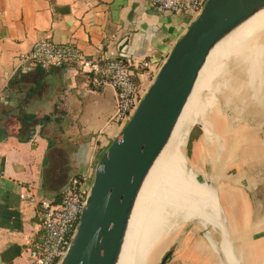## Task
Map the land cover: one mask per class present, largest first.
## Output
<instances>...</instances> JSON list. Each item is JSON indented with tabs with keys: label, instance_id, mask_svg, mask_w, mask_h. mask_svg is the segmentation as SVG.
<instances>
[{
	"label": "crops",
	"instance_id": "0c3cea01",
	"mask_svg": "<svg viewBox=\"0 0 264 264\" xmlns=\"http://www.w3.org/2000/svg\"><path fill=\"white\" fill-rule=\"evenodd\" d=\"M193 21L147 0H0V264H26L21 254L39 228L33 207L19 200L23 188L32 187L36 199H57L71 178L93 177L121 130L111 122L112 89L91 92L71 66L21 73L18 57L49 39L72 43L89 58L144 60L150 69L135 71V80L146 90ZM24 113L35 117L27 143L18 139L26 137L18 119ZM236 137L216 151L223 155L221 174L203 168L208 180L221 176L214 184L222 230L198 235L179 252L182 261L264 264V135ZM193 152L202 157L198 147ZM199 157L195 164L203 166Z\"/></svg>",
	"mask_w": 264,
	"mask_h": 264
},
{
	"label": "water",
	"instance_id": "95a60500",
	"mask_svg": "<svg viewBox=\"0 0 264 264\" xmlns=\"http://www.w3.org/2000/svg\"><path fill=\"white\" fill-rule=\"evenodd\" d=\"M263 12L264 0H206L98 160L71 244L59 264H118L144 185L210 55ZM176 249L168 248L158 264H167Z\"/></svg>",
	"mask_w": 264,
	"mask_h": 264
},
{
	"label": "bare ground",
	"instance_id": "6f19581e",
	"mask_svg": "<svg viewBox=\"0 0 264 264\" xmlns=\"http://www.w3.org/2000/svg\"><path fill=\"white\" fill-rule=\"evenodd\" d=\"M232 42H235V46H231ZM227 61L249 67L252 74L250 75L255 80L264 73V12L240 28L210 55L182 111L169 144L144 185L118 264H154L162 250L157 242L166 231L172 217L182 216L186 222H194L199 229L208 230L207 233H210L211 228V233L222 229L221 210L215 191L208 187L209 185L198 181L191 172H186L181 147L190 127L200 121L204 124L209 123L210 118L207 114L210 113V104L205 100V95L213 90L216 82L222 81L224 70L221 69ZM259 80L257 84L262 81ZM248 82L250 86L251 80ZM223 253L230 259L225 248Z\"/></svg>",
	"mask_w": 264,
	"mask_h": 264
},
{
	"label": "built area",
	"instance_id": "2783aa9c",
	"mask_svg": "<svg viewBox=\"0 0 264 264\" xmlns=\"http://www.w3.org/2000/svg\"><path fill=\"white\" fill-rule=\"evenodd\" d=\"M152 8L162 12L195 18L206 0H147ZM17 66L21 73L39 69L49 71L65 66L77 68L87 79L91 92L105 88L113 90L115 112L111 122L122 128L137 108L144 90L135 80V71L150 69L147 61L89 58L74 44H57L49 39L35 42L20 55ZM92 178L75 176L69 180L57 199H36L32 187L23 188L19 200L33 207L38 231L23 250L26 264H59L71 244L79 217L89 193Z\"/></svg>",
	"mask_w": 264,
	"mask_h": 264
},
{
	"label": "rangeland",
	"instance_id": "374dc122",
	"mask_svg": "<svg viewBox=\"0 0 264 264\" xmlns=\"http://www.w3.org/2000/svg\"><path fill=\"white\" fill-rule=\"evenodd\" d=\"M232 45L235 46V42H232ZM222 66L223 69L221 70H224L222 71L224 74L222 81L216 82L210 92L211 94L206 93L205 95V100L210 104V113L207 114L210 118L209 123L204 124L203 121H200L198 124L203 128H199L197 125L190 127L189 134L181 147L186 172H191L198 181L206 186L209 185L210 188H212V184L215 189L216 185L221 184L220 175L214 178L215 182L210 177L208 180L203 168L209 165L212 166L213 170L215 169L216 173L221 174L223 155H216V151L221 150L223 141L228 137L232 138V136L236 137L237 135L244 137L264 135V73H261L255 80L252 79V74L247 66L236 64L234 61H227ZM250 80V86L253 85V87L249 86L248 81ZM258 80L260 82L257 84ZM255 87H258L259 90ZM195 146L199 148L202 157L193 152ZM197 157L202 158L203 166L195 164L194 160ZM207 231L199 229L194 222H186L182 216L172 217L168 222L166 231L157 242L158 247L162 250L154 264H158L164 252L173 245L178 249L169 258L167 264H191L189 261L180 260L178 254L182 250H188L192 241ZM209 232H212V228ZM186 235L187 237L182 240Z\"/></svg>",
	"mask_w": 264,
	"mask_h": 264
},
{
	"label": "trees",
	"instance_id": "16d2710c",
	"mask_svg": "<svg viewBox=\"0 0 264 264\" xmlns=\"http://www.w3.org/2000/svg\"><path fill=\"white\" fill-rule=\"evenodd\" d=\"M11 116V114L10 113H7V114H5L4 116ZM18 119H19V121L24 125L23 127H24V133H25V135H26V137H25V139L24 140H22V139H20V138H18V136H17V138L19 139V141L21 140V142H24V143H27V142H29V140L31 139V137L33 136V131H34V128H32L31 126H30V124H31V122L32 121H34V119H35V117L33 116V115H28V114H22V115H18ZM3 126V125H2ZM1 128V127H0Z\"/></svg>",
	"mask_w": 264,
	"mask_h": 264
}]
</instances>
